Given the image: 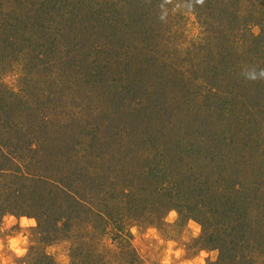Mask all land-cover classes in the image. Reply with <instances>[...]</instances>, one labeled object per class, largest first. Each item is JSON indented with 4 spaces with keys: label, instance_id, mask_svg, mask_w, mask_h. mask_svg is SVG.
<instances>
[{
    "label": "rangeland",
    "instance_id": "obj_1",
    "mask_svg": "<svg viewBox=\"0 0 264 264\" xmlns=\"http://www.w3.org/2000/svg\"><path fill=\"white\" fill-rule=\"evenodd\" d=\"M79 4L78 20L58 37L59 55L50 54L52 68L23 56L3 74L8 104L19 92L21 110L34 105L28 117L44 124L23 143L15 136L22 148L11 146L22 177L3 182L21 194L0 215V264H224L219 248L202 244L204 215L179 214L189 209L176 200L197 205L199 195L181 191L168 203L154 194V182L174 176L180 188L192 179L213 197L209 231L224 249L242 252L233 221L239 211L254 217L247 231L255 258L236 253L234 261L264 264V7L251 25L237 11L233 25V8L211 13L202 0ZM60 183L114 219L74 210ZM39 193L45 200L32 204ZM48 207L49 220L41 216ZM68 207L67 223L60 216Z\"/></svg>",
    "mask_w": 264,
    "mask_h": 264
},
{
    "label": "trees",
    "instance_id": "obj_2",
    "mask_svg": "<svg viewBox=\"0 0 264 264\" xmlns=\"http://www.w3.org/2000/svg\"><path fill=\"white\" fill-rule=\"evenodd\" d=\"M79 1L74 2V0H8L9 5L11 7V10L8 11L4 9L3 11L6 12L5 16L2 15L0 17V215L10 213L12 212V209L10 207V204L13 201V197L19 198L20 190L15 188L12 189L6 185H4L5 182H3V179L5 178L7 182V178L9 176H13L14 178L22 177V169L17 168L18 163V149H14L11 146H20L21 148L23 145L15 143V139L17 142L23 143L22 137L23 136H32L36 135L37 130L44 124L42 121H34V118H30L28 116H31L36 114L34 105L29 104V102L25 103L27 106L25 108H22L20 106V101H23L22 98H20L19 92H10V96L12 98V101L10 104H8L7 99L10 97H7V93H5L6 89L4 88L5 82H4V75L6 74V69L10 68L13 65H16L17 63L21 62V59L19 57H27L35 60L36 64H38L37 67L42 68H52L54 65L51 62L49 58H51L50 54L52 51L56 54V57L59 55L58 47L56 44H58L62 39L58 38L60 34L64 32L68 25H71V23L76 22L79 18L77 15L78 10H81ZM134 0H126L127 3H131ZM205 1L206 5L205 8L209 11L219 12V11H226L228 8H233L235 10V15L233 19L230 21L233 25H236V22L234 19L237 17V22L241 21L240 15L237 11H245L248 16L244 17V20H246L248 17L249 22L248 24L251 25L252 23L257 22L255 16L257 12H259L262 7V0H202ZM2 3H4V0H0V6H2ZM15 4L16 7L14 6ZM8 8V7H5ZM229 12V11H228ZM238 15V16H237ZM225 22H227V18L225 19ZM225 22H220L222 25L226 24ZM244 23V22H243ZM244 30V29H243ZM226 31H228L229 34H231L228 26L226 28ZM239 31H242L241 29ZM240 35H243L242 33ZM231 36V35H229ZM21 37V39H19ZM65 35L63 36V38ZM64 45V44H62ZM66 45V42H65ZM67 49V48H65ZM67 54L62 53L61 59H65V56ZM69 62V60H66ZM55 63V62H54ZM57 65V64H56ZM4 74V75H3ZM10 91V90H9ZM39 109V108H38ZM32 111L34 114H31ZM11 117V119H10ZM13 118V119H12ZM49 129H46L45 135L48 138L50 135V132H47ZM14 139L13 145H9L8 143L11 140V136ZM3 136V138H2ZM4 136H7V138ZM9 136V140H8ZM4 139V140H3ZM32 142V141H31ZM30 142V143H31ZM158 142V141H157ZM143 143L148 144V138L147 136H144ZM32 144V145H31ZM30 149H34V144L31 143ZM8 147H11V152H8ZM20 148V149H21ZM124 174L126 175V172L124 171ZM142 175V174H140ZM117 176H120V172L117 174ZM178 178L174 176L169 177V179H163L159 180L160 183L157 184V181L154 182L157 184H153V191L155 195H157L160 199V197H165V200L168 203H171L166 199L167 196H178L177 199L181 196L182 193L186 194L185 198H190L191 196H197L200 198L201 203H197V205L192 204L191 201L185 200V203L178 201V204H185L184 207L189 209L188 211L180 210L179 214L180 216L185 215L186 217L190 219H198L196 215L202 213L204 215L205 220H201V224L203 226L204 236L205 238L202 239L203 243H208L210 245H215L216 248H219L221 250V258H223V255L227 261H224V264H240L241 262L237 263V261H234L236 257V253H240L242 257L245 259L248 257L251 258L250 262H252V259L255 258V252L252 253L251 250L255 249L254 240H252V235L250 232L248 233L247 228L254 227V217L248 220V217L245 216V214L242 211H239L238 218H235L233 222H235V225L232 229V236L235 240L234 242L241 244V249L239 251L242 252H234L235 249L233 247H228L224 249L223 244H219L218 237L215 234V230L209 231V226L212 224L209 222V216H207V210L210 206H205L208 202L212 201L213 197H210L211 195H207L204 192H200L199 194V187L197 183H195L192 179H184L185 184L182 183V188H180L179 183H175ZM42 181V180H41ZM47 180L43 179V183H46ZM186 186V192L184 191L183 187ZM3 187V192L1 191V188ZM60 194L64 195L65 199L69 200V203L71 207L75 210L77 207H84L88 210L91 214L95 213L96 216H107L108 220H112L113 216H111V212H107L105 210H99V207L96 209L95 206L86 200V196H83V193L80 195L78 194L80 188L70 187V185H63L60 183ZM98 189V187L96 186ZM171 188L177 189L176 191H171ZM5 189V190H4ZM96 189V190H97ZM143 190H145L142 187ZM4 191H6L4 193ZM102 191V189H101ZM45 195L42 193H39V196L33 200L32 204H39L40 201L42 202ZM155 197V196H154ZM216 198V197H215ZM139 200L141 198H133L131 199V207L132 209H135L136 206L135 203L138 204ZM171 200V199H170ZM165 201V202H166ZM160 202V200H159ZM181 202V203H180ZM58 203V200H57ZM167 203V204H168ZM192 204V205H191ZM172 205V204H171ZM187 205V206H186ZM190 205V207H189ZM195 205V206H194ZM169 207H171L169 205ZM208 207V208H207ZM142 211L143 208L140 207ZM232 209V208H230ZM50 210V212H49ZM68 211L64 212L62 214V220L68 219V212L71 210L69 207L67 209ZM98 210V211H96ZM155 211V209H153ZM152 210V211H153ZM227 210V209H226ZM225 210V211H226ZM240 210V209H239ZM73 211V210H72ZM95 211V212H94ZM105 211V212H104ZM218 212V210H216ZM247 211V207H246ZM52 211L51 209L45 208V210H41V216H44L45 218H51ZM106 213V214H105ZM223 213H226L223 211ZM235 214L232 212V215ZM37 216V219L39 220L40 224H42V217ZM226 217V215H223ZM234 216V215H233ZM60 217L54 218L55 224H57L58 220H61ZM69 219H72L71 216H69ZM136 217V216H134ZM228 217V215H227ZM245 217V218H244ZM158 218V217H157ZM154 215V219H157ZM114 219V218H113ZM244 219V220H243ZM200 220V219H198ZM223 222V219L221 220ZM259 231V230H258ZM231 232V233H232ZM201 240V239H200ZM203 246V245H202ZM257 249V248H256ZM224 259V260H226ZM241 261V260H239ZM220 261L217 262L219 264ZM223 262V261H222ZM260 264V263H257ZM263 264V263H262Z\"/></svg>",
    "mask_w": 264,
    "mask_h": 264
}]
</instances>
